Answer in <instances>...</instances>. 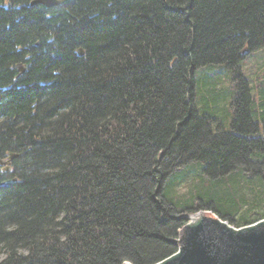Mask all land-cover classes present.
<instances>
[{
	"label": "trees",
	"instance_id": "16d2710c",
	"mask_svg": "<svg viewBox=\"0 0 264 264\" xmlns=\"http://www.w3.org/2000/svg\"><path fill=\"white\" fill-rule=\"evenodd\" d=\"M33 1L0 0V264H155L183 215L264 218V0Z\"/></svg>",
	"mask_w": 264,
	"mask_h": 264
},
{
	"label": "water",
	"instance_id": "95a60500",
	"mask_svg": "<svg viewBox=\"0 0 264 264\" xmlns=\"http://www.w3.org/2000/svg\"><path fill=\"white\" fill-rule=\"evenodd\" d=\"M68 0H34L32 5L48 8L59 6ZM83 54V50H78ZM20 73L24 67L19 64ZM10 154L5 170H10ZM188 223L178 239L169 240L177 250L155 264H264V219L241 228H235L217 216H185ZM125 264H131L126 262Z\"/></svg>",
	"mask_w": 264,
	"mask_h": 264
},
{
	"label": "rangeland",
	"instance_id": "374dc122",
	"mask_svg": "<svg viewBox=\"0 0 264 264\" xmlns=\"http://www.w3.org/2000/svg\"><path fill=\"white\" fill-rule=\"evenodd\" d=\"M204 71L208 72L211 75V79L215 78L219 85H222L225 88H229L233 82H231L230 75L227 70L224 69L223 66H213L203 69ZM242 70L244 74L247 75L249 78H256V77H264V48L256 51L252 55L248 56V59L243 63ZM226 75V76H225ZM225 127H229V123L226 124ZM180 193L183 194L185 188L181 186L179 188ZM263 208H259L262 211ZM264 212V211H263ZM261 212V213H263ZM211 215H216L214 212H208Z\"/></svg>",
	"mask_w": 264,
	"mask_h": 264
},
{
	"label": "bare ground",
	"instance_id": "6f19581e",
	"mask_svg": "<svg viewBox=\"0 0 264 264\" xmlns=\"http://www.w3.org/2000/svg\"><path fill=\"white\" fill-rule=\"evenodd\" d=\"M255 53V52H254ZM248 59V57H246L245 58V60H243L242 61V63H241V68H242V66H243V63L246 61ZM246 77L248 78V79H251V80H255L256 78H254V79H252V78H249L247 75H246ZM10 156V155H9ZM8 159H6V160H0V162L1 161H7ZM1 164V163H0ZM1 165H3V166H5V168H4V170L7 168V165H5V164H1ZM209 211H198V212H195V213H191V214H186V215H183L182 217L183 218H185V216H194V215H196V216H199V215H203V214H205V215H211V214H209L208 213ZM211 216H217V217H219L218 215H211ZM254 217H258L256 214L254 215ZM219 218H221V217H219ZM186 219V218H185ZM222 219V218H221ZM264 218H262V217H259L258 218V220L257 221H255L254 223H257V222H259V221H261V220H263ZM187 220V223H188V219H186ZM222 220H224V219H222ZM225 222H227L229 225H231L232 227H235V228H241V227H245V226H248V225H245V226H240V227H236L235 225H233V224H231L229 221H227V220H224ZM186 223V224H187ZM253 223V224H254ZM185 224V225H186ZM184 225V226H185ZM251 225V224H250ZM183 226V227H184ZM182 227V228H183ZM182 228H181V230H182ZM180 230V231H181ZM180 231H179V233H180ZM179 238V235H178V237L177 238H174V239H178ZM169 240H173V239H169ZM174 244V243H173ZM176 245V244H175ZM177 246V245H176ZM129 263V262H128Z\"/></svg>",
	"mask_w": 264,
	"mask_h": 264
}]
</instances>
